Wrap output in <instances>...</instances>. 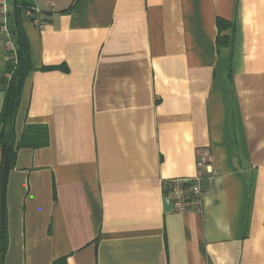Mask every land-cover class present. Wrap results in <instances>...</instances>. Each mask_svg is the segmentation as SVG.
<instances>
[{"label": "crops", "instance_id": "obj_1", "mask_svg": "<svg viewBox=\"0 0 264 264\" xmlns=\"http://www.w3.org/2000/svg\"><path fill=\"white\" fill-rule=\"evenodd\" d=\"M8 4L34 68L5 264H264V0ZM9 55L0 32V115ZM203 149L177 211L167 183Z\"/></svg>", "mask_w": 264, "mask_h": 264}, {"label": "trees", "instance_id": "obj_2", "mask_svg": "<svg viewBox=\"0 0 264 264\" xmlns=\"http://www.w3.org/2000/svg\"><path fill=\"white\" fill-rule=\"evenodd\" d=\"M14 21V25H13ZM227 21L218 19V25L223 27ZM9 29L16 52V62L9 59L7 70L11 74L6 80V97L0 115V146L3 149V159L0 174V264H5L8 248V208L7 184L10 170L15 165L18 142L16 134V119L21 106L22 92L27 75L33 70L30 46L20 20V8L15 12L9 10ZM12 54V51H10Z\"/></svg>", "mask_w": 264, "mask_h": 264}, {"label": "built area", "instance_id": "obj_3", "mask_svg": "<svg viewBox=\"0 0 264 264\" xmlns=\"http://www.w3.org/2000/svg\"><path fill=\"white\" fill-rule=\"evenodd\" d=\"M31 11V9H30ZM0 32L5 43L9 46L12 54L9 58L16 62V52L9 29V4L8 0H0ZM212 157L210 153L203 149L199 152L197 163V174L191 178L172 179L167 184L169 186L167 195L172 200L177 211L185 212L190 205H200L202 198L201 180L204 171L212 172Z\"/></svg>", "mask_w": 264, "mask_h": 264}, {"label": "rangeland", "instance_id": "obj_4", "mask_svg": "<svg viewBox=\"0 0 264 264\" xmlns=\"http://www.w3.org/2000/svg\"><path fill=\"white\" fill-rule=\"evenodd\" d=\"M4 45H5L6 48H9V46L5 43V40H4Z\"/></svg>", "mask_w": 264, "mask_h": 264}]
</instances>
